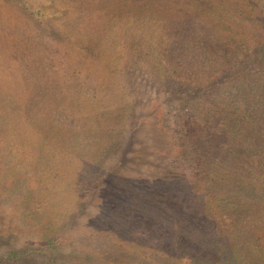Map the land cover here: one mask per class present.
Returning <instances> with one entry per match:
<instances>
[{"label":"rangeland","instance_id":"obj_1","mask_svg":"<svg viewBox=\"0 0 264 264\" xmlns=\"http://www.w3.org/2000/svg\"><path fill=\"white\" fill-rule=\"evenodd\" d=\"M215 1L0 0V264H186L180 243L213 235L211 219L233 240L257 239L241 251L264 264V130L244 144L230 137L208 158L198 190L200 199L226 194L218 217L204 209L210 202L169 204L171 182L161 184L165 192L150 185L174 175L172 185L188 191L194 180L170 149L180 99L157 71L202 84L243 51L252 57L264 38V0L247 22L235 0H221L233 9L226 15L215 14ZM229 22L244 28L229 37L245 47L199 53L197 40L211 38L204 32L216 24L223 33ZM95 87L109 97L95 96ZM226 119L219 123L228 127ZM153 205L169 208L165 220L152 217ZM50 224L59 231L52 247ZM12 247L36 258L7 262ZM171 252L177 261L166 259Z\"/></svg>","mask_w":264,"mask_h":264},{"label":"trees","instance_id":"obj_2","mask_svg":"<svg viewBox=\"0 0 264 264\" xmlns=\"http://www.w3.org/2000/svg\"><path fill=\"white\" fill-rule=\"evenodd\" d=\"M185 1L177 0L178 3H185ZM188 1L191 2L192 0ZM259 2L260 0H239V2L238 0H235V5H233L232 8H237L235 13L240 16L242 22H247L248 20L246 19V16L253 14V6L259 4ZM202 3L203 1L195 4L200 6ZM249 5L252 6L250 7ZM244 7H249V9L245 10ZM232 8H228L227 1L223 2L217 0L214 2L215 14H218L221 11V15L232 13ZM186 17L190 18V16ZM204 28L208 29L206 26H204ZM216 28L217 25L215 24V32H212L211 30H206L204 32L206 35H209L208 37H211L209 38L210 40H197L196 44L197 48L200 49L199 53L202 54L206 51H210L217 56H222V53L228 54L229 50L235 51L236 48L241 46L245 47L244 45H246V43L243 44L242 41L246 40H231L233 36L243 34L244 28L241 25L233 26L230 22L226 23L224 27H222L223 33L219 32ZM227 29L228 40H220L226 34ZM214 33H216V35ZM229 36H231V38ZM185 52H187V49L183 50L181 53ZM246 53L247 51H243L241 56L238 58L234 57L230 61L228 60L221 69H215L210 72V74H208V76L210 75L208 81H205L202 84H192L190 80L179 79L178 77L174 79L172 77L166 78L163 72L157 71V77L155 75L157 81L165 83L164 85L166 87L169 86L170 89L168 88V91L171 94V97L180 99V113L177 115L180 118V121L178 120L175 123L174 131L171 135V138L173 139L171 143L172 148L170 149L174 151L173 155L175 156L176 161L186 170L183 173L194 174V180L191 181L192 186L190 185L191 189L188 191L185 190V185H181L178 188L177 185H172L175 184L173 180L176 177H171L174 175H171L169 177L170 179H168V177L164 178V176L154 179L150 185L159 184V186H164L161 185L163 182H169V184L171 182V186L173 187L171 190L174 192L167 195L166 199L169 204L170 202L171 205L173 204L172 202H177L178 198L182 201L183 205L186 201L210 202L209 206H204V209L209 210V213L215 211L212 212L211 215L217 214L218 217L221 212L215 208L219 206L218 204H221V202H229L226 196H224L226 194L208 196L207 198L203 195L201 198L203 200H201L200 195L203 194L204 191L203 189L200 191L198 188L204 186L200 177L201 174L205 173V164L208 161V158H213L214 155L211 154L217 152L216 150H218L221 143V146L223 147L222 149H227V146L230 145V137H234V140L237 143L243 139L244 144L246 140L252 139L254 136L258 135L261 130H264V38L256 43L254 51H248L250 55L252 54V57H248ZM188 60L189 63L193 61L190 60L189 57ZM186 66L184 64L185 68ZM158 69H160L159 66ZM93 92L95 96L101 94V98L103 99H107L110 93L108 90L100 92L97 87H95ZM199 92L202 93L198 94ZM221 103L223 104L222 106ZM197 110L200 111V114L202 113L201 115L203 117L200 119L197 118ZM229 115L233 122L228 124V127L227 123H225L226 126L219 123L220 119H223V122L226 121V118ZM211 120L214 123L212 131L209 128ZM139 125L140 123L136 122L135 128L139 127ZM203 129L206 130L205 134H203ZM228 131L229 133L233 131V134L229 135ZM172 168L177 171L174 166H172ZM168 186L169 185H165L162 187V192H165V188ZM211 187L215 188V185L210 184L208 186V188ZM154 188L155 187H153V189ZM180 188L182 195L179 194L180 196H178L177 193L180 191ZM144 190L149 192L150 189L145 186ZM142 198L147 202L150 199L145 197L144 194H140L138 199ZM155 202L159 201L156 199ZM187 206L191 207L189 204H187ZM194 209L195 208L190 210L183 209V212L194 215ZM151 212L158 214L152 217L157 218L158 220H165L163 217L169 213V208L153 205L151 207ZM173 215L176 216L173 212L168 220L175 219L173 218ZM197 219H200V217L197 216ZM195 220L196 219H193L191 221L195 222ZM210 222L211 225L209 229L213 231V235L207 233L202 238L190 240L184 244L180 243L184 248V251L187 250L186 254L189 257V260L186 264H256L258 260L261 259V256L257 259L253 257L250 261L247 259L248 256L246 255L245 257L241 251H247V249H250L251 247L254 248L257 245V239L254 238L253 241L252 238H248L253 241L251 243H248L247 241L242 242L233 240L232 234H230L229 231L220 232L216 219H211ZM53 226V224H50L48 228L50 229V232H45L44 234L46 240L45 243L50 247L57 245L55 237L59 232L55 233ZM60 227L61 229L63 228V226ZM158 236L160 237V235ZM240 242L242 243L240 244ZM176 245L178 246V244ZM9 250L10 254L6 256L7 262H22L26 259L33 260L36 258L31 252H29L28 248L23 250V252L15 247L10 248ZM137 253L141 254V251L138 250ZM166 255V259L178 260V257H175L173 252ZM133 264H139V261L136 260Z\"/></svg>","mask_w":264,"mask_h":264}]
</instances>
